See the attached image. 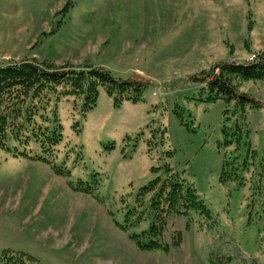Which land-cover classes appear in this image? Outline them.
<instances>
[{"label": "rangeland", "instance_id": "1", "mask_svg": "<svg viewBox=\"0 0 264 264\" xmlns=\"http://www.w3.org/2000/svg\"><path fill=\"white\" fill-rule=\"evenodd\" d=\"M263 50L264 0H0V66L37 59L152 83L121 106L101 88L86 114L82 97L27 101L23 116L33 104L35 113L24 132L58 125L62 141L48 156L33 136L0 149V264L4 250L27 264H264V110L249 112L237 142L223 130L236 129L228 104L205 100L190 79ZM240 90L264 101V81ZM234 156L248 159L245 172L234 161L245 179L224 182ZM166 165L210 214H170L169 248L142 249L153 194L141 191Z\"/></svg>", "mask_w": 264, "mask_h": 264}, {"label": "trees", "instance_id": "2", "mask_svg": "<svg viewBox=\"0 0 264 264\" xmlns=\"http://www.w3.org/2000/svg\"><path fill=\"white\" fill-rule=\"evenodd\" d=\"M251 28V26H250ZM191 81H198L202 84V92L206 95L205 100L216 102L223 100L228 104L225 111L226 121L234 119L233 125L236 129L229 133L227 126L223 128L226 135H237L234 139L240 142L243 134V124L250 111L264 110V101L242 92L240 86L248 81H264V50L254 54L251 62H237L225 60L212 66L209 70L192 76ZM151 80L140 75L129 79L116 77L111 71L104 67L85 66L77 68L71 64L58 66L56 64L37 59H24L20 62L9 61L0 66V149L8 146V140L29 142L33 136L40 144L43 153L48 156L62 141L60 127L57 125L52 130L48 127L37 128L32 134L27 130V124L31 123L35 111L32 107L28 110L27 116H23V106L28 100L45 101L51 94L82 97V112L92 110L97 106L100 89L103 88L112 97L115 106H121L125 101L137 103L142 100L143 93L151 85ZM46 102V101H45ZM246 130L244 135H248ZM230 143V141H228ZM247 151L250 152V141L245 142ZM240 147L236 149L238 151ZM249 149V150H248ZM255 151H252L254 153ZM27 155V153H21ZM254 157V155H253ZM34 159L45 160L42 156H34ZM232 161L225 162L223 178L224 182L231 180L237 170L234 165L238 162L244 172L248 169V159L240 162L238 157ZM235 161V162H234ZM259 174L264 177V163L259 166ZM158 169L153 168V171ZM165 177H158L144 186L141 195L153 194L150 208L152 222L150 230L145 234L149 240L146 243L139 242L142 249L162 248L167 250L168 244L161 242V238L167 227V218L170 214H186L191 210H199L202 213L210 214L205 203L199 199L197 189L173 169L166 165L164 167ZM58 174V168H55ZM63 173V172H62ZM241 180L244 175L236 174ZM258 179V182L261 181ZM86 192H91L86 190ZM141 200V198H140ZM143 219L139 216L138 222ZM173 236V245L181 244V235ZM26 254L17 253L11 250L3 251V260H10L6 264H27ZM28 256V255H27ZM29 260H34L28 256Z\"/></svg>", "mask_w": 264, "mask_h": 264}, {"label": "built area", "instance_id": "3", "mask_svg": "<svg viewBox=\"0 0 264 264\" xmlns=\"http://www.w3.org/2000/svg\"><path fill=\"white\" fill-rule=\"evenodd\" d=\"M254 58L252 57L251 59H250V61H252Z\"/></svg>", "mask_w": 264, "mask_h": 264}]
</instances>
